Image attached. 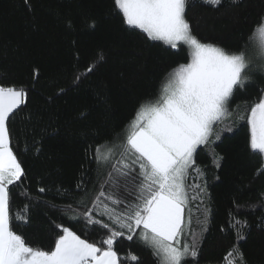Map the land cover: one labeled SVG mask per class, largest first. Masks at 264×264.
Here are the masks:
<instances>
[{"label": "trees", "instance_id": "16d2710c", "mask_svg": "<svg viewBox=\"0 0 264 264\" xmlns=\"http://www.w3.org/2000/svg\"><path fill=\"white\" fill-rule=\"evenodd\" d=\"M262 16L264 0H223L219 7L187 0L192 34L229 53L249 49ZM189 60L185 45L172 50L124 25L114 0H0V86L26 93L9 119L25 175L9 187L12 228L27 245L51 250L61 226L98 245L107 238L109 229L84 215L102 186L110 190L104 181L111 169L100 167L97 149L120 144L139 106ZM248 73L249 83L230 100L231 115L214 125L219 139L214 133L197 149L185 179L181 242L194 244L197 255L182 264H264V158L250 149L247 125L264 94V72L251 66ZM117 195L136 202L135 194ZM93 215L127 233L113 245L120 264H161L139 229L129 240L126 229Z\"/></svg>", "mask_w": 264, "mask_h": 264}, {"label": "snow or ice", "instance_id": "6c2138e0", "mask_svg": "<svg viewBox=\"0 0 264 264\" xmlns=\"http://www.w3.org/2000/svg\"><path fill=\"white\" fill-rule=\"evenodd\" d=\"M206 3L219 7L223 0ZM114 4L122 23L139 30L147 40L163 42L172 50L186 45L190 62L173 69L162 82L158 96L139 106L120 144L97 149L98 163L103 161L111 169L104 181L110 190L102 186L93 208L84 215L89 223L109 229L110 234L100 245L61 226L54 247L45 251L27 245L13 231L9 186L21 181L25 172L11 147L9 119L26 102V93L0 86V264H120L113 245L115 238L125 233L95 219L94 212L107 216L117 228L126 229L129 240L139 229L140 238L161 264H182L188 255H197L194 244L181 242L188 202L185 179L195 164L197 149L209 144L214 133L219 139L214 125L227 114L234 91L249 79L250 58L244 51L229 53L193 35L186 18L187 0H114ZM255 29L264 40V16ZM260 70L264 72V63ZM92 71V66L87 68V72ZM249 111V147L264 155V94ZM124 192L135 194L136 202L125 203L118 198L117 193ZM24 220L27 222L26 217Z\"/></svg>", "mask_w": 264, "mask_h": 264}, {"label": "rangeland", "instance_id": "374dc122", "mask_svg": "<svg viewBox=\"0 0 264 264\" xmlns=\"http://www.w3.org/2000/svg\"><path fill=\"white\" fill-rule=\"evenodd\" d=\"M252 37L253 38L251 39V41L249 43V49L246 51V53H247L248 57L250 58L251 66H254V67L259 66L260 67L261 64L264 63V59H262V56H264V40L261 39L258 30H255V33L253 34ZM161 43H163V42H161ZM187 50H189L188 47H187ZM190 59H191V57H190ZM249 75H250V73H248V76ZM249 80H250V76H249V79L247 80V82L243 86H246V84L249 83ZM231 113L232 112L230 111V108L228 105V110H227V114L225 115V117L228 115H231ZM249 114H250V112H249ZM130 124L127 126L126 134L130 131ZM248 127H249V125H248ZM249 136H250V127H249ZM113 145H118V144H112V145L106 144V146L100 147L99 149H101L103 151L107 148L113 147ZM97 154L100 155V153H98V152H97ZM260 155H262V154H260ZM262 157L264 158V155H262ZM98 164L100 165L101 168H104L105 166H107V164L103 161H100ZM125 234H127V233H125Z\"/></svg>", "mask_w": 264, "mask_h": 264}, {"label": "crops", "instance_id": "0c3cea01", "mask_svg": "<svg viewBox=\"0 0 264 264\" xmlns=\"http://www.w3.org/2000/svg\"><path fill=\"white\" fill-rule=\"evenodd\" d=\"M224 117H225V116H222V118H224ZM222 118H221V119H222Z\"/></svg>", "mask_w": 264, "mask_h": 264}]
</instances>
